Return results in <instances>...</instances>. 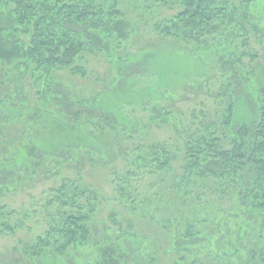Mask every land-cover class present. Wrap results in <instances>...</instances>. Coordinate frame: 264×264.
Instances as JSON below:
<instances>
[{
	"label": "trees",
	"instance_id": "1",
	"mask_svg": "<svg viewBox=\"0 0 264 264\" xmlns=\"http://www.w3.org/2000/svg\"><path fill=\"white\" fill-rule=\"evenodd\" d=\"M122 1L0 0V58L10 59L11 54L15 56L22 52L25 57L35 59L43 70L42 77L47 76L50 80L55 70L79 67L78 61L87 51L104 47L115 52L114 49L125 44L132 27L121 8ZM155 1L175 11L174 16L156 26L160 37L169 40L166 43L171 45L164 44L166 47L162 51L143 50L137 57L130 54L127 60L128 65L131 64L129 75L142 69L158 73L153 67L155 64L163 59L177 58L202 70L205 67L202 63H195V58H201L204 64H210L212 58L222 71L233 73L236 80L233 99L218 102L221 110L215 116L206 113L200 125L190 133H186L181 121L175 120L174 112L170 113L162 105L156 106L150 115L149 124L172 126L177 131L185 132L187 137L183 169L188 177L177 185L179 193L175 191L176 197L172 200L176 213L171 217L170 210L165 216L163 227L171 229V233L164 256L167 255L172 264H240L248 262L249 256H257V261L264 264V136L256 135L255 124L237 118L234 93L243 87L246 98L253 99L254 94L264 97V89L258 86L255 90V85L250 83L257 82L254 78L257 70L236 71L240 67L241 70L245 69L241 62L234 63L230 47L243 39L249 31L248 25L253 24L251 28L257 31L264 28L262 20L258 23L259 27L254 24V19L260 16L264 19V0ZM5 6H9L8 14ZM26 26L30 28V46L25 48L14 43L18 42L17 39L12 42L13 45L5 41L10 32H17ZM112 42L118 45L114 47ZM183 42L193 44L194 58L181 52L178 45L185 44ZM197 69L191 68L187 72ZM174 71H178V68ZM116 79L112 85V95L101 94L92 104L93 108L69 101L63 110H59V115H42L43 126L35 129V145L31 147L29 144L23 153L14 156L13 162L9 161V157H0L1 169L6 171L9 168L11 172L21 170L26 160L29 159L31 163L33 158L37 166H42L41 156L56 154L80 164L83 156L89 157L93 149L97 153L102 151L99 142H102L103 136L116 131L117 136L125 133L133 138V132L140 133L141 127L137 128L140 124L134 123L123 113L124 106L145 105L149 97L156 94L159 99L161 95L153 87L135 91L130 76L119 74ZM171 80L160 76L157 88L175 87V84L171 85ZM185 80L187 82L189 79L185 77ZM43 87L38 94L39 104L49 100L42 98L44 94L55 100L61 96L58 81L46 83ZM223 94L227 95L226 91ZM84 113L100 117L101 122H97L96 130L87 129L80 121V115ZM117 144L120 145L119 142ZM159 145L150 150L157 153L163 149L165 160L158 161V164L162 163L160 172H172L168 146ZM76 150L80 151L81 157ZM147 157L142 152L135 158L139 165H147ZM152 159L156 160L157 157ZM188 169L192 170L189 172ZM74 177L80 185L68 180L64 184V191L69 193L70 198L66 204L74 206L75 214L67 217L62 229L52 225L46 237H38V246L43 250L39 259L46 261L44 264H58V260L63 261L67 251L92 243V218L87 212V207H90V199L86 197L88 186L81 172ZM118 187L121 197L136 203V194L130 193L122 183ZM78 194L85 199L77 205L70 203ZM170 202L169 199L167 203L170 205ZM91 203V206L97 204ZM3 232L0 227V233ZM59 234L65 240L51 249L50 245L56 242ZM124 239L136 240L137 243L130 245V250L126 249L129 245L125 242L117 247L101 246L97 261L93 263L89 260L85 264H159L162 255H156L155 248L148 252L137 233L127 231Z\"/></svg>",
	"mask_w": 264,
	"mask_h": 264
},
{
	"label": "rangeland",
	"instance_id": "2",
	"mask_svg": "<svg viewBox=\"0 0 264 264\" xmlns=\"http://www.w3.org/2000/svg\"><path fill=\"white\" fill-rule=\"evenodd\" d=\"M121 8L132 24L131 34L125 44L114 49L115 52L104 47L87 51L78 61L79 67L55 70L51 76L53 79L42 77L43 70L35 59L25 57L22 52L15 56L11 54L10 59L0 58V157H9L10 162L14 161V156L18 153H23L29 144L31 147L35 145V129L43 126L42 115H59V110H63L69 101L93 108L92 104L96 103L101 94L112 95V85L119 74L130 76L135 91L153 87L161 95L159 99L156 94L152 98H144L147 99L145 105L126 104L123 113L134 123L140 124L137 128L141 127V132H133V138L125 133L117 136L116 131L103 136L102 142H99L102 151L97 153L93 149L89 157L83 156L80 164L67 161L66 157L61 158L56 154L41 156L42 166L35 164V158L32 164L27 159L24 168L11 172L9 168L6 171L1 169L0 160V227L5 231L0 233V264L46 263L39 259L43 250L38 246V237H46L52 225L62 229L67 217L75 214L74 206L66 204L70 198L69 193L64 191V184L68 180H74L80 185L74 177L80 172L88 186L86 197L90 199V207H87V212L92 218V243L67 251L63 261L58 260V264H85L89 260L95 263L102 250L101 246L117 247L125 242L129 245L126 249L130 250V245L137 241L124 239L127 231L137 233L148 252L155 248L159 253L156 252V255H162L159 264H172L167 255L164 256L171 229L163 227V223L170 210L171 217L176 213L172 200L176 197L175 191L179 193L177 185L188 177L183 169L187 151L186 133L194 131L206 113L215 116L221 110L217 103L233 97L236 80L233 73L222 71L212 58L210 64H204L201 58H195V63H202L205 67L202 70L199 66L193 67L191 63L177 58L158 61L159 64L153 67L159 74L151 69H142L129 75L131 64L128 65L127 60L130 54L137 57L143 50L156 51L164 49V44L171 45L166 43L169 40L160 37L156 26L174 16L175 11L155 0H123ZM5 9L8 14L9 6H5ZM261 20L264 21L261 16L254 19L256 27H259ZM252 25H248L249 31L243 39L230 47L234 63L241 62L245 69L241 70L240 67L236 71L257 70L254 74L257 82L250 83L255 85V90L258 86L263 90L264 28L257 31L251 28ZM26 28L10 32L5 41L13 45L12 42L17 39L18 42L14 43L25 48L30 46V28ZM112 43L114 47L117 44ZM185 44L178 45L181 52L193 57V44ZM177 68L178 71H174ZM191 68L199 72L188 73L187 70ZM160 76L166 80L172 79L171 85L175 84V87L157 88ZM185 77L189 79L187 82ZM57 81L61 84L59 99L55 100L44 94L42 98L49 100L39 104L38 94L43 91L44 84H54ZM224 91L228 96L223 94ZM234 93L237 118L255 124L256 135L263 137L264 97L254 94L253 99H247L243 87ZM158 105H162L170 113L174 112L175 120L181 121L186 133L177 131L172 126L149 124L150 115ZM80 121L87 129L96 130V124L101 119L84 113L80 115ZM158 143L161 144L160 147L168 146L172 172H160L162 163L158 164V161L165 160L163 149L157 153L150 150ZM142 152L148 156L147 165H139L140 162L135 158ZM77 155L82 156L80 151ZM152 157L157 159L153 160ZM191 170L188 169L189 172ZM120 183L130 193L136 194V203L119 195ZM80 194L70 203L77 205L82 202L85 198H80ZM169 199L171 206L167 203ZM91 202L97 204L91 206ZM60 235L50 245L51 249L65 240ZM257 260V256H249L248 262L240 264H261Z\"/></svg>",
	"mask_w": 264,
	"mask_h": 264
}]
</instances>
